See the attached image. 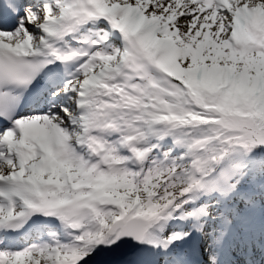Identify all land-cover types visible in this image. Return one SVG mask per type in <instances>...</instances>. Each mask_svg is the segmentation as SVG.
Listing matches in <instances>:
<instances>
[{"label": "snow or ice", "instance_id": "snow-or-ice-1", "mask_svg": "<svg viewBox=\"0 0 264 264\" xmlns=\"http://www.w3.org/2000/svg\"><path fill=\"white\" fill-rule=\"evenodd\" d=\"M0 264H264V0H0Z\"/></svg>", "mask_w": 264, "mask_h": 264}]
</instances>
